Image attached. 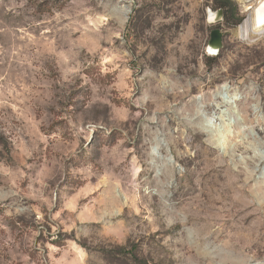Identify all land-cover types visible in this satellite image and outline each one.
<instances>
[{"label": "rangeland", "instance_id": "374dc122", "mask_svg": "<svg viewBox=\"0 0 264 264\" xmlns=\"http://www.w3.org/2000/svg\"><path fill=\"white\" fill-rule=\"evenodd\" d=\"M229 1L0 0V264H264V26Z\"/></svg>", "mask_w": 264, "mask_h": 264}, {"label": "bare ground", "instance_id": "6f19581e", "mask_svg": "<svg viewBox=\"0 0 264 264\" xmlns=\"http://www.w3.org/2000/svg\"><path fill=\"white\" fill-rule=\"evenodd\" d=\"M235 1L240 3L241 5H243L246 9L251 7V1L252 0H235ZM256 3L257 4L253 7L250 20H247L241 26V30L243 32H247V30L249 29L250 26H252L254 29H257V28L264 26V0H258ZM215 18H216V14L214 12L209 11V19L213 21ZM218 45H219L218 36L215 35L212 38V40L210 41V48L209 49L211 51L215 52L216 49L218 48ZM229 112L234 114V113H236V110L231 107ZM226 131H228V130H226ZM225 136H226V132L224 130V131H221L219 133V137L214 140L215 144L217 146H220L221 147L220 150H222L223 152L226 149L225 148L226 147V145H225L226 137Z\"/></svg>", "mask_w": 264, "mask_h": 264}, {"label": "trees", "instance_id": "16d2710c", "mask_svg": "<svg viewBox=\"0 0 264 264\" xmlns=\"http://www.w3.org/2000/svg\"><path fill=\"white\" fill-rule=\"evenodd\" d=\"M214 7L221 9L223 22L226 26L236 25L242 20L241 16L236 17V7L229 0H214ZM210 60H214V58Z\"/></svg>", "mask_w": 264, "mask_h": 264}, {"label": "water", "instance_id": "95a60500", "mask_svg": "<svg viewBox=\"0 0 264 264\" xmlns=\"http://www.w3.org/2000/svg\"><path fill=\"white\" fill-rule=\"evenodd\" d=\"M221 17H222V11H221V9H218V10H217V19H220ZM247 20H249V17L246 18V21H247ZM215 35L218 36V41H219V45H218V47H219V46H220V43H221V42H220V36H221V35H219V33L217 32V29H216L215 31H213V33H212V38H213ZM212 38H211V40H212ZM211 40H210V41H211Z\"/></svg>", "mask_w": 264, "mask_h": 264}, {"label": "built area", "instance_id": "2783aa9c", "mask_svg": "<svg viewBox=\"0 0 264 264\" xmlns=\"http://www.w3.org/2000/svg\"><path fill=\"white\" fill-rule=\"evenodd\" d=\"M263 172H264V168H263Z\"/></svg>", "mask_w": 264, "mask_h": 264}]
</instances>
